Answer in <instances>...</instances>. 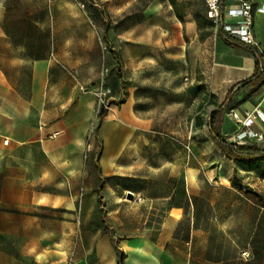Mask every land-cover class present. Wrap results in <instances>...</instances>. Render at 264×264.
Here are the masks:
<instances>
[{
	"label": "rangeland",
	"instance_id": "obj_1",
	"mask_svg": "<svg viewBox=\"0 0 264 264\" xmlns=\"http://www.w3.org/2000/svg\"><path fill=\"white\" fill-rule=\"evenodd\" d=\"M0 9L15 18L1 26L26 39L28 58L49 55L53 75L67 74L55 88L68 94L66 101L88 94L104 66L111 71L106 84L121 89L140 123L128 142L131 161L123 154L121 168L97 165L113 147V129H100L113 117V103L97 107L95 99L84 136L88 182L61 185L69 208L62 223L38 208L37 259L12 264H119L114 245L125 255L123 264H142L141 245L127 247L126 240L147 235L148 224L156 228L170 204H184L189 214L175 223L182 241L191 216L203 231L193 233L190 256L181 243V264H264V157H229L211 138V112L222 103L204 89L202 58L189 37L218 25L204 18L200 0H0ZM223 112L213 131L228 141L232 129H222ZM246 145L264 149V142ZM87 149L95 155L89 158ZM195 175L189 202L182 187ZM167 194L174 195L172 203L142 199ZM247 245L251 255L243 260L239 253Z\"/></svg>",
	"mask_w": 264,
	"mask_h": 264
},
{
	"label": "crops",
	"instance_id": "obj_2",
	"mask_svg": "<svg viewBox=\"0 0 264 264\" xmlns=\"http://www.w3.org/2000/svg\"><path fill=\"white\" fill-rule=\"evenodd\" d=\"M200 1L203 16L209 21L204 14V2ZM251 1L264 6V0ZM239 2L221 0L220 7L227 10ZM14 19L4 16L0 9V264H12L13 259H37V221L41 219L38 218V208L41 213L48 211L49 215L60 217L56 223H62L63 213L67 218L69 208L64 207L63 202L68 199V194L61 185L88 182L86 172L90 159H85L84 136L95 104V98L89 93L79 94L69 102L66 101L68 94H59L55 90L58 86L62 88L67 74L53 75L55 71L49 55L28 58L33 54L26 39L1 26ZM252 30L256 45L227 35L220 25L217 31L208 35L196 30L189 37L190 46L197 47L196 54L202 58L199 76L204 89L212 93L223 107L230 98L229 90L235 86L238 90L229 104L232 107L236 102L237 105L230 109L240 112L254 108L264 111V79L258 85L253 82L242 84L254 72L255 54L264 68V11L253 14ZM204 99V103H208L207 97ZM54 110H57L55 115ZM227 111L223 112L222 129L233 130ZM110 113L113 117L103 121L100 129H113L109 139L113 147L102 153L96 164L121 168L123 154L126 160H132V146L128 142L134 126L140 123L136 122L139 119L126 97L119 105H112ZM253 128L261 129L258 120L254 121ZM147 130V123H144L143 131ZM92 150L87 149L89 158L95 155ZM96 178L98 182L101 175ZM184 182V199L188 197L190 202V189L196 184V175L193 181L185 179ZM142 196L144 200L169 203L174 198L172 194ZM162 213L164 216L160 215L162 220L156 228L152 224L143 228L149 231L147 235L126 240L127 247L141 245L136 250L142 254V264H181V259H176L181 254V243L185 245L184 253L190 256L193 233L200 231L191 216L186 227V240L182 241L180 234L175 232V223L189 216L188 212L185 215L184 204H170Z\"/></svg>",
	"mask_w": 264,
	"mask_h": 264
},
{
	"label": "built area",
	"instance_id": "obj_3",
	"mask_svg": "<svg viewBox=\"0 0 264 264\" xmlns=\"http://www.w3.org/2000/svg\"><path fill=\"white\" fill-rule=\"evenodd\" d=\"M205 5V17L213 24L220 25L222 30L230 36L239 38L243 43L256 45L253 36V14L264 11V6L255 5L251 0H240L239 4L227 10H222L221 0H203ZM111 71L102 66L100 78L92 89L86 91L93 93L97 107H107L120 104L124 99V93L120 90L113 91L106 80ZM227 115L232 122L233 130L225 133L226 139L237 145L255 144L264 142V111L258 108L252 110L229 109ZM258 120L261 129L253 128L254 121ZM56 133L53 134V137ZM7 142L4 140V143ZM240 258L246 260L251 255V249L247 245L239 253Z\"/></svg>",
	"mask_w": 264,
	"mask_h": 264
},
{
	"label": "trees",
	"instance_id": "obj_4",
	"mask_svg": "<svg viewBox=\"0 0 264 264\" xmlns=\"http://www.w3.org/2000/svg\"><path fill=\"white\" fill-rule=\"evenodd\" d=\"M255 60H256L255 68H254V72L252 76L246 79L245 81H243L242 84H248V83L253 82L255 83V85H258L262 81V79H264V68H262L257 54H255ZM237 90L238 89H235V86L232 87L228 92V95H230V98L228 97V102L226 101L224 103L221 110L211 112V117L208 122V127L210 130L211 138L229 157H244V158L264 157V149H259L255 145H237V144L228 142L226 140L221 139L213 131L215 117L221 114L223 110H229L230 108L233 107V105L231 107V105L229 104L230 102L229 100L232 99V97L236 94ZM104 114H105V111H102L100 115L103 116ZM114 250L118 256L117 257L118 263L123 264V258L125 257V255L123 254V251L119 249V247L116 245H114Z\"/></svg>",
	"mask_w": 264,
	"mask_h": 264
},
{
	"label": "water",
	"instance_id": "obj_5",
	"mask_svg": "<svg viewBox=\"0 0 264 264\" xmlns=\"http://www.w3.org/2000/svg\"><path fill=\"white\" fill-rule=\"evenodd\" d=\"M129 195H131V193H128Z\"/></svg>",
	"mask_w": 264,
	"mask_h": 264
}]
</instances>
